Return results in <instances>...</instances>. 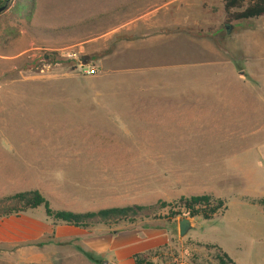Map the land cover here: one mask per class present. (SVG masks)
<instances>
[{"label":"rangeland","instance_id":"1","mask_svg":"<svg viewBox=\"0 0 264 264\" xmlns=\"http://www.w3.org/2000/svg\"><path fill=\"white\" fill-rule=\"evenodd\" d=\"M167 1L171 0H126L125 6L116 10L111 9L114 0L71 1L74 13H94L97 18L94 24L63 32L62 37L70 43L74 34L90 28L101 32L108 24L110 11L125 13L130 19ZM187 1L192 25L209 30L203 34L208 41L199 40L194 47L198 56L211 61L192 72L189 107H182L181 98L168 97L172 84L182 88V82L162 83V76L151 75L147 78L157 79L158 85L148 82V90L144 91L141 77H103L90 59L81 55L74 58V48L63 50L64 54H28L14 68L0 66V91L15 93L2 100L5 103L0 108V140H10L22 149L30 139L32 146L29 156L17 153L0 160V173L39 175L46 191L44 196L54 210L87 213L166 203L168 207L151 218L133 222L149 225L159 221L169 231L170 243L155 254L158 262L143 259V264H219L214 260L217 251L199 245L191 232L184 238L179 235L177 221L181 217L175 213L181 211L176 204L179 191L183 190L180 184L187 180L188 186L193 179L197 184L200 176L208 175L213 181L216 175L245 173L246 150L250 148L247 138L256 132L254 125L264 127V108L260 104L254 105L251 113L246 107L231 105L233 97L244 96L248 91L264 92V82L257 80L264 78V63L256 58L247 66L245 59L248 43L254 44L251 47L255 53L264 49V16L228 24L221 0ZM175 12L182 19L183 12ZM20 20L11 11L0 14V28H4L0 42L6 41L8 34L17 38L13 25L24 27L25 20ZM220 26L218 37L216 29ZM215 35L214 40L211 37ZM212 42L233 52L235 66L225 53L213 48ZM92 69L96 72L89 75ZM135 106L157 107L159 113L149 115L153 122L135 124L119 123L114 120L116 115L103 110ZM37 141H46L44 148L40 146L41 151L35 150ZM253 157L251 154L250 159ZM130 224L110 222L92 228L112 231ZM224 224L222 219L203 221L197 233L208 242H219L227 232ZM58 248L68 252L74 250V245ZM53 254L56 253L46 255L48 264H53L49 258L57 256ZM0 264L16 263L1 258ZM62 264L66 262L63 260Z\"/></svg>","mask_w":264,"mask_h":264},{"label":"crops","instance_id":"2","mask_svg":"<svg viewBox=\"0 0 264 264\" xmlns=\"http://www.w3.org/2000/svg\"><path fill=\"white\" fill-rule=\"evenodd\" d=\"M71 1L74 0H35L34 13L29 21L25 20V26L13 25L16 26L14 34L17 38L8 34L6 41L0 42V66L14 68L28 54L37 55L40 51L64 54L63 50L74 48V58L81 55L90 59L103 77H141L144 84L141 90L144 91L148 90L145 85L148 82L158 85L155 83L158 82L157 79L147 78L151 75L162 76V83L182 82V88H175L172 84L175 89H169L168 97L181 98L182 107L190 106L192 72L211 61L198 56L199 52L194 47L199 40L208 41L203 34L209 33V30L198 24L192 25L188 13L189 1H167L130 19H127L125 13L121 15L120 12L110 11L108 24L106 23L101 32L90 28L86 32L74 34V39L67 43L62 37L63 32L82 24H94L97 18L94 13H74V6L69 4ZM125 4L126 0H114L111 9L124 7ZM202 6L200 2V9H203ZM175 10L183 12L182 19L176 17L178 12ZM10 11L12 9L5 12ZM3 30L4 28H0V33ZM216 31L220 37L221 26ZM217 36L211 38L215 40ZM249 45L250 43L245 53L247 66L256 58L264 63V49L260 48L255 53V48L251 47L254 44ZM220 47L213 43V48L222 55L225 53L226 59L235 66L236 59L233 61L231 58L233 52ZM91 71L94 73L89 75L96 72L95 69ZM257 80L264 82L262 76ZM12 94L15 93L9 90L0 91V108L5 103L2 100ZM256 104L264 108L263 91L260 94L248 91L244 96L233 97L231 102L232 107H246L248 113L253 112ZM103 110L107 114L116 115L114 120L119 123L135 124L153 122L149 115L159 113L157 107L150 106L124 109L108 107ZM123 114L128 116H121ZM252 128L256 132L247 138L250 148L246 150L248 157L245 173L216 175L213 181L208 175L200 176L197 184L193 179L189 180L188 186L185 180L180 184L183 190L179 191V198L182 195L208 194L227 201V210L214 220L189 218L192 221L190 232L199 245L218 247L234 264H264V205L259 203L264 200V127L254 125ZM37 142L35 150L41 151L40 146L44 148L46 141ZM21 147L22 149H17L10 140H0V160L17 153L28 156L31 154L30 139ZM251 154L254 156L252 160ZM32 190H38L43 195L46 193L39 175L0 173V199ZM181 219L177 221L178 230ZM220 219L227 230L221 241L211 243L197 233L203 221L213 222ZM153 222L149 225L144 222L132 223L128 227L112 231L106 227L81 229L54 223L41 208L30 210L0 219V259H11L16 264H48L46 255L56 253L53 254L57 255L55 257L49 256L53 259V264H62L63 260L66 264H136L138 257L146 262L157 263L156 252L168 246L171 240L167 225L159 221ZM225 241L231 244H224ZM73 245L74 250L68 252L58 248ZM82 251L90 253L97 263L90 261Z\"/></svg>","mask_w":264,"mask_h":264},{"label":"trees","instance_id":"3","mask_svg":"<svg viewBox=\"0 0 264 264\" xmlns=\"http://www.w3.org/2000/svg\"><path fill=\"white\" fill-rule=\"evenodd\" d=\"M225 13L226 23L249 21L264 16V0H221ZM35 10V0H15L12 14L16 18L29 21ZM259 203L264 205V200ZM180 213H175L181 218H199L202 220H214L218 213L227 210V201L213 195H192L180 197L176 202ZM170 206V205H169ZM164 202L151 206H129L122 208H108L98 212L75 213L65 210H54L49 201L38 190L26 191L6 196L0 199V219L20 215L30 210L43 208L46 217L56 224H66L81 229H90L96 225L110 222L129 221L131 223L139 219H147L157 212L167 208ZM217 251L219 264H234L233 261L216 246H206ZM83 252V251H82ZM83 254L92 262L97 263L90 253ZM136 264H143V259L138 257Z\"/></svg>","mask_w":264,"mask_h":264},{"label":"water","instance_id":"4","mask_svg":"<svg viewBox=\"0 0 264 264\" xmlns=\"http://www.w3.org/2000/svg\"><path fill=\"white\" fill-rule=\"evenodd\" d=\"M6 6L0 7V14L5 12ZM192 229V221L189 218H182L180 223H179V235L181 238H184L188 235V233ZM106 264V263H104Z\"/></svg>","mask_w":264,"mask_h":264},{"label":"built area","instance_id":"5","mask_svg":"<svg viewBox=\"0 0 264 264\" xmlns=\"http://www.w3.org/2000/svg\"><path fill=\"white\" fill-rule=\"evenodd\" d=\"M15 5V0H0V7L6 6L5 11H9L13 8ZM94 71H89L88 74H93Z\"/></svg>","mask_w":264,"mask_h":264}]
</instances>
